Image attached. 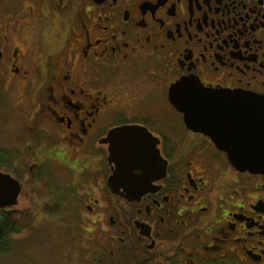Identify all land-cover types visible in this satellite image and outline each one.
I'll list each match as a JSON object with an SVG mask.
<instances>
[{
	"label": "flooded vegetation",
	"instance_id": "1",
	"mask_svg": "<svg viewBox=\"0 0 264 264\" xmlns=\"http://www.w3.org/2000/svg\"><path fill=\"white\" fill-rule=\"evenodd\" d=\"M0 3V80L27 114L25 160L0 172L31 207L91 225L94 264H264V174L238 171L170 100L187 79L264 99V0ZM233 106L231 132L251 133L252 104ZM132 128L118 141L143 158L111 183L109 135Z\"/></svg>",
	"mask_w": 264,
	"mask_h": 264
},
{
	"label": "rangeland",
	"instance_id": "2",
	"mask_svg": "<svg viewBox=\"0 0 264 264\" xmlns=\"http://www.w3.org/2000/svg\"><path fill=\"white\" fill-rule=\"evenodd\" d=\"M5 9L0 3V11ZM13 87L0 80V167L5 165L6 170L17 169L25 160L21 132L27 118L26 103L22 91ZM26 190L13 209L30 208V226L7 240V249L0 251V264H94L97 256L93 241L100 236L83 230V226L89 230L93 227L81 224L65 208L43 207L40 202L31 207L27 186ZM2 213L0 209V218Z\"/></svg>",
	"mask_w": 264,
	"mask_h": 264
},
{
	"label": "water",
	"instance_id": "3",
	"mask_svg": "<svg viewBox=\"0 0 264 264\" xmlns=\"http://www.w3.org/2000/svg\"><path fill=\"white\" fill-rule=\"evenodd\" d=\"M235 98L234 94L205 89L202 84L191 79L180 81L170 91L172 104L184 114L185 123L190 130L210 136L216 145L227 151L230 163L238 171L264 174V115H256V112H264V104H262L264 99L255 95L247 96L242 100ZM243 102L252 104V121L247 125L252 131L241 136L233 135L231 129L234 126L227 121L234 117L226 116L224 113L226 110H232L235 103ZM135 130L138 131L133 128L118 129L109 135V142L113 146L110 150L111 161L117 166L111 183H115L120 178V168L126 166L127 160L143 158L138 147L139 142H135L136 147L133 142L118 141L122 135H136ZM20 193L19 182L11 175L0 172V208L16 207Z\"/></svg>",
	"mask_w": 264,
	"mask_h": 264
},
{
	"label": "trees",
	"instance_id": "4",
	"mask_svg": "<svg viewBox=\"0 0 264 264\" xmlns=\"http://www.w3.org/2000/svg\"><path fill=\"white\" fill-rule=\"evenodd\" d=\"M31 216L32 210L30 208L26 209L21 215L17 212L4 214L0 224V251L7 249V240L11 236L29 228Z\"/></svg>",
	"mask_w": 264,
	"mask_h": 264
}]
</instances>
